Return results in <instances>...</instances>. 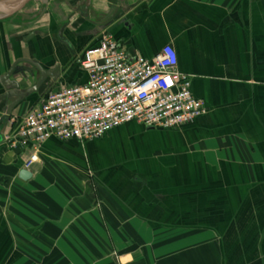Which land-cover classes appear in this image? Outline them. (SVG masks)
Wrapping results in <instances>:
<instances>
[{
  "label": "crops",
  "instance_id": "1",
  "mask_svg": "<svg viewBox=\"0 0 264 264\" xmlns=\"http://www.w3.org/2000/svg\"><path fill=\"white\" fill-rule=\"evenodd\" d=\"M105 30L129 58L172 45L207 113L176 129L132 121L97 139L51 137L29 180L24 150L0 145V264H264V0L0 10V78L16 62L21 89L45 75L3 134L49 92L87 83L79 59Z\"/></svg>",
  "mask_w": 264,
  "mask_h": 264
},
{
  "label": "built area",
  "instance_id": "2",
  "mask_svg": "<svg viewBox=\"0 0 264 264\" xmlns=\"http://www.w3.org/2000/svg\"><path fill=\"white\" fill-rule=\"evenodd\" d=\"M79 63L87 83L49 92L5 133L8 148L24 150V168L39 160L41 145L51 137L97 139L132 121L176 129L207 113L205 103L192 93L191 77L179 71L178 54L170 44L153 58H129L125 46L105 30Z\"/></svg>",
  "mask_w": 264,
  "mask_h": 264
},
{
  "label": "water",
  "instance_id": "3",
  "mask_svg": "<svg viewBox=\"0 0 264 264\" xmlns=\"http://www.w3.org/2000/svg\"><path fill=\"white\" fill-rule=\"evenodd\" d=\"M29 1L30 0H1L0 10H4L8 13V15H11L15 12L22 10L28 4ZM115 13H117V11ZM18 63L19 62H16L14 64L7 76L0 78V84L5 90V92L0 96V104L2 102L6 103L2 108H0V145L3 143L4 140V131L2 130L3 124H5L11 119V115L14 109L18 105H20L26 98L30 97L34 92H36L45 80V75L43 74L42 78H40V80L35 85L27 89H21V84L19 83V81L12 79L13 75L18 71ZM26 72L29 71H23V73ZM12 98L14 100L10 102V99ZM32 176L33 173L27 169H21L19 172V177L23 180H29L30 178H32Z\"/></svg>",
  "mask_w": 264,
  "mask_h": 264
},
{
  "label": "flooded vegetation",
  "instance_id": "4",
  "mask_svg": "<svg viewBox=\"0 0 264 264\" xmlns=\"http://www.w3.org/2000/svg\"><path fill=\"white\" fill-rule=\"evenodd\" d=\"M62 28H63V27H61L60 30H58V34H57V35L60 36V37L62 36V33H63V32H62V31H63ZM29 35H31V34H28V36H29ZM25 37H26V36H25Z\"/></svg>",
  "mask_w": 264,
  "mask_h": 264
},
{
  "label": "rangeland",
  "instance_id": "5",
  "mask_svg": "<svg viewBox=\"0 0 264 264\" xmlns=\"http://www.w3.org/2000/svg\"><path fill=\"white\" fill-rule=\"evenodd\" d=\"M35 101H37V100H35Z\"/></svg>",
  "mask_w": 264,
  "mask_h": 264
}]
</instances>
